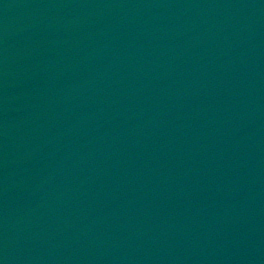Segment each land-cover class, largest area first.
<instances>
[{
  "label": "water",
  "instance_id": "1",
  "mask_svg": "<svg viewBox=\"0 0 264 264\" xmlns=\"http://www.w3.org/2000/svg\"><path fill=\"white\" fill-rule=\"evenodd\" d=\"M0 264H264V0H0Z\"/></svg>",
  "mask_w": 264,
  "mask_h": 264
}]
</instances>
